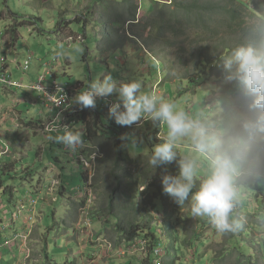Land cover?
Wrapping results in <instances>:
<instances>
[{"label":"rangeland","instance_id":"374dc122","mask_svg":"<svg viewBox=\"0 0 264 264\" xmlns=\"http://www.w3.org/2000/svg\"><path fill=\"white\" fill-rule=\"evenodd\" d=\"M97 1L101 0H0V11L4 12V14L2 13L3 19L0 18V68L4 62L3 50L6 47V42H3L4 31L6 25L11 23L10 19L7 18V13L11 9L13 12L29 18L38 17L43 20L40 22L41 27L45 31L43 33L33 31L32 27L21 29V40L13 54L18 56L22 63L29 54H34L35 59L29 74L24 75L19 72V75L22 76L20 79H24L25 82H38L41 77L44 78V82L48 85L53 84L54 73L65 71L75 77V79H81L87 85L88 82L93 80H102L107 75L112 76V74L107 72L108 67L105 66L109 62V65L112 64L114 71H120L121 79L118 82L129 83L135 81L136 78V81H139L142 85V92L155 93L163 102L172 104L175 101L172 104L174 105V111L183 112L190 121L204 127L207 132L210 131L207 134L215 138L221 137V133L227 130L231 116L239 115V121L243 123L247 119H253L257 109L251 107L252 99L245 92L236 95L234 99L236 104L231 107L226 106L231 101V91H224L219 94V91L226 88L231 90L235 82L240 83L237 78V69L228 76L223 74L227 72L225 67L220 69V74H217L214 69L207 70L203 69L204 67H201L200 70L198 69L197 63L199 61L205 62L207 59L212 61L209 54L214 48L211 47V44H209V47H204L205 43L203 41L196 44V36H198L196 32L189 29H181L179 35L167 32L162 36V39L161 37L159 38L160 41L157 44L149 47L144 46L140 40H136V44L130 42L132 38L128 36V31L124 30H133L138 33V26L143 27L150 17L155 18L156 9L165 12V15L173 13L174 16L178 17L180 23H185L184 19L187 15L175 10L176 6H174L173 1L162 0L163 2L158 4V6L156 1L153 0H108L103 3ZM137 7L139 14L137 16L138 24L129 25V23H126L129 9L133 8L135 10ZM64 12L65 14H63ZM85 12L90 17L88 21L90 31L88 37H83V39H86L85 43L92 40L88 45L91 47V51H86L87 46L85 44L74 43L75 40L69 46L63 42L64 38L60 41L57 40L56 35L52 34L51 30H54L58 19H69L73 15H78L79 17ZM120 15L123 16V22L119 26L114 27L116 18ZM245 21L248 26L257 24L256 19L248 18V16ZM71 26L75 32L78 31L79 25L77 22H73ZM110 31L114 33L111 38H109L111 35V33L109 34ZM198 38L204 37L198 36ZM108 39L114 43L113 45H117L122 50L120 55L115 56V60L109 57L112 50L104 49L107 47ZM166 41L168 43H165ZM206 44L208 45V43ZM231 45L234 48L237 44ZM149 49L155 51L156 55H153L155 58L150 56L152 54H150ZM226 49L231 50L230 48ZM223 52H218L217 56H220ZM116 62L119 65H115ZM159 62L162 63V66L158 67ZM98 65L102 66L100 73L96 72ZM206 72L209 74V76L207 75L208 77ZM197 79L199 83L192 87V84H196L192 83V80L196 81ZM59 81L65 82L64 85L69 84L66 77H59ZM166 83H169L170 86H166ZM9 97L6 100L0 99V138L6 140V133L8 132L18 134L26 142V145L25 147L18 146L17 150L13 151L9 157L15 161L27 159V161L19 163L20 171L27 168L26 165L28 164L31 167L29 168L31 171L32 167L38 169L34 182L36 189L32 188L28 183L23 186H16L17 200L15 204L9 206H5L7 197H0L1 217L6 216L4 222L14 226L19 231L18 240L16 239L6 244L9 248L17 247L19 249L21 256L18 257L15 264L43 263L40 249L42 242L39 233V229L43 228L48 231V247L57 264H119L115 259L124 256L134 257L135 261L140 262L146 259L147 254L138 251V248L134 249L135 246L133 248L127 247L124 250L125 245L121 244V247L114 250V238H116L114 226L118 223L115 215L119 213L118 211H113V216L108 215L107 211H104L105 213H102L96 221L91 218V214H88L87 209H79L78 218L75 216L80 201L86 198H88L87 203L90 207L97 205V207L104 210L107 205L108 200L103 202L105 207L101 203V195L104 194L105 188L101 187L95 190L91 187L94 184L93 178L95 175L98 177V182L106 177V174L101 171V166L97 163L99 159L103 158V154L95 155L93 153L94 146L89 142L85 143L83 147L84 157L82 155L80 157V160L85 162L86 165L83 168L76 159L77 152L70 151L62 143L54 144L51 140L52 135H43L41 129L27 127L22 121V118L26 117V115L23 116L24 113L20 114L17 111L19 108L15 105L20 104V110L25 109L30 116L34 117L41 114L43 117L48 118L51 115L50 110H45L41 106L33 105L32 103H22L23 101L14 98L11 94ZM107 98L117 100L115 95ZM100 106H104V103H100ZM225 106L229 109H226ZM106 112L109 113V110L106 109ZM146 121L155 122L150 119H142L140 122L133 124L132 133L135 141L145 132V129L140 128L143 127L142 123ZM238 129L245 130L246 125H237L231 132L232 138L228 141L232 139L239 140L236 135ZM164 131L166 132L165 135H167V125ZM243 138L246 140L245 135H243ZM175 143L178 144L174 148L177 154V161L172 162L175 165L172 163L164 164L162 170L165 174L175 175L179 170L177 162L190 159L195 164L193 181L197 185V182L202 181L208 175L214 153H200L195 148H191L195 146L188 137L178 138ZM219 144H227V141H220ZM153 145L155 147L157 144ZM3 149H5V142L0 141V152ZM146 150L140 152L141 156L136 161V166L133 167V165L128 163L124 166L127 170L144 169L141 170L139 178L141 185L138 189L142 191L140 193L142 195L137 199L138 204L142 203V199L148 198L145 191H148V195L150 194V197H152L159 195L158 193L163 188V174H161V171H157L153 167L149 170L145 169V163L150 158ZM230 151L233 158L241 165V173L245 175L241 178V174L237 178V184L239 185L237 202L241 204V212L244 214H239V217L246 223V227L244 226L245 232L243 233L244 242L247 243L246 251L248 256L253 254L255 256V253L258 254L261 251L264 258V213L258 209V203L264 206V201L257 200L254 196L258 191L264 190V173L262 176H258V179L254 180L255 182L248 181L253 162L258 159L259 153H252L250 149L245 150L242 148L239 150L231 149ZM134 153L137 152L135 151ZM205 154H208L212 159H208ZM251 154H254L255 158H251ZM136 157H138L137 154H133V158L137 159ZM2 158H0V163L5 162L8 157ZM259 159H261V164L264 165V154ZM84 169L88 171V187L82 176ZM25 171L28 178H30L28 174L31 171ZM59 177L62 178L69 191L67 199L59 197V190L55 187V182L60 183ZM199 186L200 183L197 187L199 188ZM105 197L107 199L108 195ZM32 201L36 202V212L29 216L27 214H29ZM22 204L26 205L23 213L17 209ZM190 206L191 202H185L181 206L170 197V200L165 202L166 213L162 211L153 216V220H155L158 227V233L162 236L163 242L166 243L167 234L163 226L165 222L170 221L174 223L175 233L181 239L189 240V237L197 234L200 237V241H202L198 243V248L202 251L201 254L208 255L207 258H216L218 253L224 251V246L227 244V238L231 232H226L228 235H224L210 224L200 229L197 217L191 215ZM40 209H42L43 213L39 212ZM52 213H55V218H53ZM123 214L120 213L118 218L121 219ZM255 214H258V216H255ZM233 216L236 222L243 225L235 214ZM256 221L261 226L256 227ZM68 225H71V227ZM163 231L165 237L163 236ZM257 238L262 241L257 242ZM140 243L141 240L138 244ZM236 245H238L236 240H230L227 246L235 248ZM88 248L93 249L94 253H89ZM194 252L193 248L187 247L177 256H172L174 264H184L182 259L186 261L185 264H191ZM23 253L27 254L26 258H23ZM160 253L163 255V250ZM1 256L0 254V261ZM234 256L227 257L226 264H235ZM167 260L169 261L165 256L162 264H165ZM140 262H133V264H140ZM259 263L264 264L262 258H260ZM259 263L253 262V264ZM203 264H212V262L205 261Z\"/></svg>","mask_w":264,"mask_h":264},{"label":"trees","instance_id":"16d2710c","mask_svg":"<svg viewBox=\"0 0 264 264\" xmlns=\"http://www.w3.org/2000/svg\"><path fill=\"white\" fill-rule=\"evenodd\" d=\"M108 0H101V2H107ZM176 10L183 12L187 15L184 19L185 23H180L178 21V17H168L174 15L173 13L167 14L165 16V12H161L160 9H156L157 12L154 13L155 18H149L146 22V25L143 27H139L138 33H135L133 30L128 31V36L132 38L130 40L131 43L136 44L138 40L144 46H153L157 44L159 38L167 33L171 32L175 35H179V31L181 29H189L194 31L198 34V36H203L204 38H198L196 36V44L200 41L205 43L204 47H211L214 49L210 52L209 57H211L212 61L207 59L205 62L199 61L198 69L200 70L201 67L203 69H214L217 71V74H220V69L223 67L227 68V72L223 73L224 75L228 76L232 71L237 69V64L234 61V53L236 50L240 48H253L256 50L264 51V0H253L249 1L248 3H242L238 0H175ZM158 6V3H156ZM129 19L128 22L134 23L136 16L135 11L133 8L129 10ZM11 19L13 20V24L9 27L6 25L4 36L8 37L7 40V47L6 49H15L20 40H21V29L26 27H32L34 30L45 32L41 27L40 22L43 21L42 18L32 17L29 18L28 16L21 15L19 13L13 12V10L9 11ZM256 19L257 24L255 26H248L245 18ZM1 17V14H0ZM73 20V18H69V21ZM86 20L77 19L73 22H77L79 25L82 26V34L85 37H88V23ZM63 19L57 25V30L63 29ZM117 24H120L118 21ZM71 26L70 24L65 23L64 26ZM149 29H147V28ZM56 30V31H57ZM53 32V30H52ZM124 32V31H123ZM127 34V33H126ZM114 33L109 36V38L113 37ZM124 37V34H123ZM137 40V41H136ZM92 40H89L86 43L77 42L79 44H85L87 47L86 51H91V47L88 46ZM129 41V40H128ZM107 47L105 50L111 49L112 52L109 57L112 60H115V56L120 55L121 48L117 45H113L108 39ZM121 42V41H120ZM165 43H168L167 41ZM208 43V45L206 44ZM231 44H237L236 47H232ZM226 48H230L228 50ZM150 52H153L152 49H149ZM224 51L221 53L220 56H217L218 52ZM4 62L2 67L5 65L6 60L8 59V52L7 50L3 53ZM217 56V57H216ZM15 57V56H14ZM34 54H29L26 60L22 63L20 62L19 65H15L13 67V72L8 75L9 79L14 82H24L28 84L30 81L25 82L19 72L23 73L24 75H28L29 71L32 67L34 62ZM87 59V57H86ZM90 61V59H88ZM31 62L32 64L30 65ZM119 65V63H115V65ZM129 64V62H127ZM30 65V66H29ZM230 65V66H229ZM107 72L112 74L115 80H120V71H114L112 64L109 65L107 62ZM162 66V63H158V67ZM102 66L98 65L97 71L100 73ZM6 70V67L3 71ZM1 74H3L4 72ZM233 73V72H232ZM99 75V74H98ZM209 74L206 72V76ZM207 76V77H208ZM59 77H66L68 82L71 84H82L85 90L87 89V85L82 82L81 79L71 76L69 73L61 74V73H54V78L57 82L59 81ZM75 79V80H74ZM136 81V78H135ZM67 82V81H66ZM64 83V82H61ZM192 87H195L199 82L198 79L196 81L192 80ZM54 84V83H53ZM0 84V88H1ZM166 86H170L169 83H166ZM224 91H231V101L228 107H231L236 104L234 101L236 95L238 93L245 92L244 86L241 83L235 82L231 90L226 88L225 90L219 91V93ZM180 95V93H178ZM34 99H36V96ZM100 103H104V106H100ZM109 105V98H102L97 99L96 107L95 108H85L81 109L79 106L75 105L77 111H68L67 115V122L72 123V131L80 132L82 134V144L90 143L95 145L97 148L94 149V153H102L103 158L97 161L98 165L101 166V171L106 174L104 179H101L98 182L97 175L94 176V184L91 186L92 188L100 189L101 187L105 188V192L101 195V203L102 206L105 207L104 203L107 201V205L105 209L97 207V205H93L90 207L87 203V199L80 201L79 207L76 209L75 216L78 218V211L79 209H87L88 214H91V218L96 221V219L100 218L104 211H107L108 215L113 216V211H118L119 213L115 215V218L118 220V223L115 224V236L114 238V245L113 248L116 250L117 248L121 247V244L125 245L124 250L127 247L133 248L134 246H138V242L140 240H148V250H147V257L146 259L140 261H135L134 257L131 256H124V257H117L115 260L119 264H133V262H140V264H156L159 260L160 264H162L163 259L165 256L169 259L168 263L166 261L165 264H174L172 256H177L188 248H193L195 250L193 261L191 264H203V262H212V264H226L227 257L235 258V264H253V262H260V258L264 261L262 256V252L255 253V256L249 255L246 251L247 243L244 242L243 233L245 232L246 223H244L239 217L236 216L235 213H232L230 216V221H236L233 217L235 214L236 218L242 221L243 225L239 224L240 227L229 234L227 238V244L224 246V251L222 253H218L215 257H209L208 255L201 254L202 251L198 248V243L200 241V237L195 234L192 237H189V240L181 239L175 233V225L172 222H165L163 228L166 231V243L163 242L162 236L158 233V227L153 220V216L155 214H159L160 212L166 213L165 202L170 200V196L163 191V188L158 193L159 195H155L150 197L148 195V191H145V194L148 196L147 199H142V203H137V199L141 196L142 191H139L138 187L141 185L139 182V178L141 176V170L144 169H125L124 166L128 163L129 165L136 166L138 159H140L141 151L146 150L147 146V153L151 156L152 151L154 149L153 144H157L160 141L156 138V134L159 131V122H156L155 125H149L147 123V131L143 133L140 137L137 138V141L133 139L132 127L131 126H121L118 125L113 118L109 116V113L106 112V109ZM19 107V106H18ZM17 111L21 114L22 112H26L25 110ZM246 112V111H245ZM26 117L22 118L24 124L31 129L40 128L42 124V120L40 118H32L29 113H25ZM238 116H231V121L229 122L227 130L231 131L234 127L238 124L240 126L246 125L245 130L238 129L236 135L238 138H243V135L246 136V140L258 139L261 143L264 142V111L257 109V112L253 115V119H247L245 122L239 121ZM233 118V119H232ZM6 140L10 144V152L13 153L17 150L18 146L25 147L26 142L21 139V137L16 133H6ZM230 137V136H229ZM56 136L51 138L52 142L56 144ZM232 138V137H230ZM226 141L229 140L228 137H225ZM234 140H230L228 144L230 148H235L239 150L242 146L236 148L231 143ZM137 153H134V152ZM133 154H137V159L133 158ZM9 155H4V157H8L5 162L0 163V197H7V204L5 206L15 204L17 197H16V186H23L25 183H28L32 188L36 189L34 185L35 182V175L38 173V169L32 167V171L29 164L26 165L23 171L19 170V163H23V161H27V159H21L20 161L12 160ZM1 157V158H2ZM2 158V159H3ZM60 163L59 161H57ZM173 164V163H172ZM80 165L84 168V165L80 163ZM175 165V164H173ZM25 166V165H22ZM148 166V167H147ZM164 165L156 167L157 171H161V174H165L162 170ZM145 169L149 170L152 169V166L146 162ZM31 171L28 175L25 173ZM100 171V168H99ZM98 171V172H99ZM179 172V170H178ZM264 172V168H257L253 170L254 179L257 176H260ZM178 175V173L176 174ZM83 179L86 182L87 187L89 186V176L88 171L84 169L82 173ZM60 183L56 182L55 187L59 190V197L67 199L68 196V189L65 186L61 177H59ZM16 183V185H14ZM60 184V185H59ZM51 186V185H50ZM197 190L193 188V194ZM37 193V192H36ZM144 194V193H143ZM106 195H108L106 199ZM255 198L257 200L264 201V190L258 191L255 193ZM57 199V198H56ZM70 201V199H69ZM163 201V202H162ZM185 202H191V194ZM29 216L33 215L36 212L35 209V201L31 202ZM26 205L22 204L20 207H17L22 213L25 210ZM258 209L264 213V206L258 203ZM17 210V212H18ZM95 210V211H94ZM39 212H42L40 209ZM125 212V213H124ZM120 213H124L121 219L118 218ZM53 218H55V213H52ZM264 215V214H263ZM18 216V213H17ZM258 216V214H255ZM6 216L1 217L0 215V254L1 261L0 264H15L18 257L21 255L19 254V249L17 247L9 248L6 245L9 242H13V240H18V229L14 226L6 224L4 222V218ZM75 220V218H74ZM73 220V221H74ZM197 221H199L200 229L201 227H205L210 223L207 221L206 218L197 217ZM110 222V221H109ZM108 222V224H109ZM71 227V225H68ZM258 221H256V227H259ZM15 228V229H14ZM42 228V227H40ZM239 231V233H238ZM39 233L41 235V257H42V264H57L54 257L51 255L47 236L48 231L46 228L39 229ZM164 236V231L162 232ZM200 234V233H199ZM224 235H228L227 233H223ZM11 235V236H10ZM16 237V238H15ZM165 237V236H164ZM230 240H236L237 244L235 248L229 247L228 242ZM257 242H261V239H256ZM231 243V242H230ZM264 244V243H263ZM163 249L165 251V256H160L157 253V250ZM89 253H94L93 249L88 248ZM26 253H23V258H26ZM257 258V260H255ZM183 263L185 264L186 261L184 259ZM202 260V261H201ZM135 264V263H134ZM260 264V263H259Z\"/></svg>","mask_w":264,"mask_h":264},{"label":"clouds","instance_id":"9594fccd","mask_svg":"<svg viewBox=\"0 0 264 264\" xmlns=\"http://www.w3.org/2000/svg\"><path fill=\"white\" fill-rule=\"evenodd\" d=\"M153 1H156V3L158 4H161V2H163L162 0ZM171 1H173L174 6H176L175 0ZM97 2L103 3L101 1ZM134 11L136 16L134 23L128 22V14L126 23H129V25L138 24V7ZM2 13L4 14V12L0 11L1 19H3ZM68 13L71 14L70 12ZM63 14H65V12ZM168 17H174V15ZM7 18H9L11 21L10 25L13 24V20L11 19L9 12L7 13ZM72 18L73 20L71 21H69L68 18L63 19V23L65 24L68 22V24L71 25L73 21L77 19H87L88 21L90 20V17L86 15V12L85 14L83 13L79 15V17L78 15H73ZM61 21L62 18L56 21V26L52 32V34L56 35L57 40L62 41V39L64 38L63 42L68 44L69 46L73 44L74 40V43H85L86 39H83L85 35L82 34L81 25L78 24L79 29L77 32L72 29V26H64V24L62 25L63 29L57 30V25ZM118 21L120 22V24L121 22H123L122 15L116 18L114 27L120 25L117 24ZM10 25H8V27ZM89 28L90 25L88 23L87 30ZM33 31L37 30L33 29ZM110 33L113 34L111 31L109 32V34ZM7 40L8 37L4 36L3 42H6V47ZM159 41L160 40H158L157 43ZM6 47L4 48L3 53L7 50L8 59L6 60L5 65L0 68V71H3V69L6 67V70L3 71V74H1L2 72H0V84L2 85L0 98L6 100L3 93V90L6 89L9 91V96L11 94V96H13L14 98L23 101L22 103H32L33 105L41 106L45 110H50L51 115L48 118L43 117L41 114L36 117H31L40 118L42 120V124L38 129H41L43 131V135H52V137L56 136L55 139L57 143H62L70 151L77 152L76 159L77 161L82 163L84 167H86L85 162H82L80 160V157L81 155L82 157H84L83 147L85 143L82 144V134L80 132L72 131L73 124L67 122L66 113L68 111L76 112L77 109L75 105L79 106L81 109L95 108L97 98H106L115 95L117 97V100L110 98L107 110H109V116L113 118L118 125L131 126L133 128V124L140 122L142 119H150L152 121H155H146L142 123L143 125L141 124L143 127L140 129H145L146 132L147 123L149 125H155L156 122H159V131L156 134V138L163 143H157L148 160V163L153 168L177 161V154L174 151V148L178 146V144L175 143L176 140L181 137L190 138L195 146L191 148H195L196 151L200 153H214L213 159L209 157L208 154H205L208 159L212 160L210 163L208 175L203 178L202 181L197 182L198 184L200 183L199 188L197 187L198 184L196 185L193 181L195 175V164L192 160L188 159L180 160L177 162L179 168L178 175H162L163 191L168 194L175 203L181 206L185 203L186 200H188L191 194V215L193 217L206 218L210 225L214 227L218 232H234L240 227L238 222L230 221V216L234 212L237 217H239V214H243L241 212L242 206L237 202V190H239L237 178L241 174V178H243L245 175L241 173V165L237 162V160L233 158L231 154L230 150L232 148H230V145L228 144V142L230 141H227V144H219V142L223 141L225 137H228L230 139L232 130H226L225 132L221 133V137L218 138L208 135L207 133H210V131L207 132L204 127L194 124L183 112L174 111V105L172 104L175 101H173L172 104L163 102L160 98L157 97L155 93L142 92V85L139 81L121 83L115 80L111 75H107L102 80L96 79L88 82L86 90L82 84L77 83L73 85L69 82V84L64 85L65 82H57L55 78L53 82L54 84L49 85L44 82V78L41 77L40 81L29 82L28 84L24 82H14L9 79L8 75L13 72V67L15 65H19L21 61L19 60L18 56L14 57L13 55L17 47L10 50L6 49ZM150 54H152L150 55L152 58H155L153 56L156 55L154 50L153 52H150ZM234 61L237 64V78L244 86L246 95L252 99L251 107L253 109L264 111V51L256 50L251 47L240 48L234 53ZM29 63L30 65L32 64L31 62ZM56 83L64 86L67 89L70 100V107L67 109L54 107L52 104L46 101L39 90L33 89V87L37 86L52 87ZM33 95L36 96V99H34ZM19 105L17 104L15 106L19 108ZM225 108L229 109L226 106ZM60 110L64 111L63 115H65L66 118L64 122L61 123L60 130L55 133L53 132L56 131V128L54 126L55 122L49 125L47 124L49 123L50 118L55 117L57 113L60 112ZM24 115L25 113L23 114V116ZM166 125L168 128L167 135H165L166 132L164 131ZM0 141L5 142V149L0 152V158L4 155L6 156L12 154V152H10L9 142L1 138ZM231 144L233 146H236V148L242 146V149H250L252 153L258 152L260 157H262V155L264 154V142L260 143L258 139L245 140L244 138H239V140H234ZM93 146L95 149L97 148L95 145ZM100 153L94 154L99 156ZM259 156L258 159L253 162V167L248 178L249 182H255L254 180L258 179V176L256 179L253 178V176L255 175L253 174V170H256L257 168H264V165L261 164V159H259ZM251 158H255V155L251 154ZM263 173L264 172H262L260 176H262ZM193 188L197 190L194 194Z\"/></svg>","mask_w":264,"mask_h":264},{"label":"built area","instance_id":"2783aa9c","mask_svg":"<svg viewBox=\"0 0 264 264\" xmlns=\"http://www.w3.org/2000/svg\"><path fill=\"white\" fill-rule=\"evenodd\" d=\"M33 89L39 90L44 96V98L46 99V101L52 104L56 108L67 109L70 107V100H69V94L67 92V89L60 84L56 83L52 87L37 86V87H33ZM63 114H64V111L60 110V112L57 113L55 117L50 118L49 123L47 124L49 125L55 122L54 126L56 128V131H53L55 133H57L60 130L61 123L64 122L66 118V116ZM49 133H52V132H49Z\"/></svg>","mask_w":264,"mask_h":264},{"label":"bare ground","instance_id":"6f19581e","mask_svg":"<svg viewBox=\"0 0 264 264\" xmlns=\"http://www.w3.org/2000/svg\"><path fill=\"white\" fill-rule=\"evenodd\" d=\"M252 1V0H251ZM240 2H242V3H246V2H248V0H245V1H240ZM148 245H149V241L148 240H141V243L140 244H138V246H135L134 247V249L135 248H138V251H140V252H142V253H144L145 252V254H147V250H148ZM161 250H163V249H159V250H157V253H158V255H160V256H165V252L163 251V255H161ZM134 251V250H133ZM130 253V252H129ZM128 254V253H127ZM156 264H160V261L158 260L157 262H156Z\"/></svg>","mask_w":264,"mask_h":264},{"label":"crops","instance_id":"0c3cea01","mask_svg":"<svg viewBox=\"0 0 264 264\" xmlns=\"http://www.w3.org/2000/svg\"><path fill=\"white\" fill-rule=\"evenodd\" d=\"M59 73H61V74H65L66 72L64 71V72H59ZM6 91V92H5ZM3 93H4V96H5V98H7V99H9L10 97H9V91L8 90H6V89H4L3 90ZM32 98H33V96H32ZM0 99H2V98H0ZM19 109H21L20 107H19ZM25 110V109H24ZM26 111V110H25Z\"/></svg>","mask_w":264,"mask_h":264},{"label":"water","instance_id":"95a60500","mask_svg":"<svg viewBox=\"0 0 264 264\" xmlns=\"http://www.w3.org/2000/svg\"><path fill=\"white\" fill-rule=\"evenodd\" d=\"M240 1H245V0H240Z\"/></svg>","mask_w":264,"mask_h":264}]
</instances>
